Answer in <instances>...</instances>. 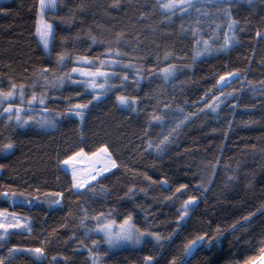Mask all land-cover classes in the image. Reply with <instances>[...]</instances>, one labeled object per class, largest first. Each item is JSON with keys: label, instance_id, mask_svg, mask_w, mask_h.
<instances>
[{"label": "trees", "instance_id": "obj_1", "mask_svg": "<svg viewBox=\"0 0 264 264\" xmlns=\"http://www.w3.org/2000/svg\"><path fill=\"white\" fill-rule=\"evenodd\" d=\"M38 10L39 0L0 2V91L16 84L10 102L23 109L22 120L31 116L20 127L15 112L9 120L6 104L0 107V145H14L0 151V211L5 213L0 223L23 225L0 229V259L91 264L95 240L102 264H169L173 257L179 264L184 244L208 233L216 242L197 247L186 258L190 264L258 261L264 249V0H238L230 11L237 21L236 42L195 61L196 40H209L215 48L227 30V18L207 0L203 10L209 15H201L198 26L194 10L191 17L166 20L158 0H57L45 14L55 32L48 52L36 34ZM109 49L123 55H108ZM59 54L65 55L63 66L56 64ZM84 56L92 64L77 62ZM168 65L176 70L165 81L160 70ZM80 66L111 74L103 93L68 79L62 86H46L41 76L47 68L49 80L70 73L83 81L71 73ZM230 72L238 79L229 77L232 82L221 90L233 95L213 112L208 105L220 95L217 80ZM33 92L45 97L44 113L54 127L35 120L43 106L28 104ZM117 95L135 97L136 110L119 105ZM76 104L88 105L83 120L61 115ZM28 106L33 112L24 111ZM169 133L170 142L158 151L156 145ZM102 147L117 167L76 191L61 161L81 149L91 155ZM181 184L188 188L176 193ZM193 195L197 201L177 229V209ZM101 213L102 222L122 223L131 214L141 230L164 237L176 232L163 248L147 239L139 247L112 249L95 232L93 217ZM36 247L44 249L42 257L26 251ZM13 248L18 251L9 255ZM147 256L153 260L146 262Z\"/></svg>", "mask_w": 264, "mask_h": 264}, {"label": "snow or ice", "instance_id": "obj_2", "mask_svg": "<svg viewBox=\"0 0 264 264\" xmlns=\"http://www.w3.org/2000/svg\"><path fill=\"white\" fill-rule=\"evenodd\" d=\"M208 3L212 4L213 7L216 8L217 14H222L224 17L227 18V30L223 33V43L219 44L218 47L213 48L212 43L209 42V40H196L195 41V47L193 50V61L197 60L199 57L203 55H212L213 53H220L227 51L231 48V46L236 42V35H235V28L237 26V21L234 20L231 15L230 11L232 7H234L238 0H207ZM249 3H251V0H248ZM160 8L166 13L165 19L171 20V17L176 16L177 14H180L183 16L191 17L194 12L197 14L196 17V25L198 26L200 24V16H208L209 12L203 10L205 0H166V2H160L158 0ZM199 5V6H198ZM56 7V0H39V10H38V16L40 19L37 21V27H36V34L39 36L40 42L43 45L45 50H49L51 42L55 39V32H54V25L52 23H48L44 20L45 10L48 8H55ZM220 25H216V29H220ZM184 25H181V31H184ZM198 29H193L194 36L197 34ZM258 37L262 36V34L258 31L256 33ZM93 40L95 38L93 37ZM201 43L203 44V47L201 48ZM215 43V41H213ZM108 55H115L117 57L123 55V53L119 52L118 50L115 53H112L111 49L108 51ZM169 53L165 54V59L168 58ZM65 61V55L59 54L56 60V64L58 66H63ZM78 63L82 64H92V61L89 60L88 57H79ZM101 65H103L105 62L100 61ZM112 64H118V60H112ZM125 68L133 67V65H124ZM175 66L174 65H168L165 68H162L160 71L163 75V78L165 81H167L170 77L174 75L175 72ZM49 69L45 68L41 71V76L43 77L45 81L46 86L50 87H57L62 86L65 79L71 80L74 84L84 83L87 84L89 87L96 89L104 88V86L108 83V76L109 74L103 71H100L97 69L95 72H89L84 67H73L71 70V73H79L80 76H87L89 77L88 80L85 81H79L76 79H73L72 75L70 73H64L62 76H56L54 80L48 79V73ZM115 75V73H113ZM97 77H104V84H98L96 82ZM229 77L232 78V80L238 79V76L236 73H227L226 75H221L219 79L217 80V90L220 91L219 96H213V100L215 103L208 105V107L211 109V111L215 112L217 108L220 107L222 103L227 99V97L232 96L233 93L231 92H224L221 89L226 85L230 84L232 81L229 80ZM123 81L128 80V76L124 75L121 78ZM264 83V82H262ZM17 85L12 84L11 89L7 92L0 91V104H2L4 101H9L15 92ZM20 88L23 90L24 85H20ZM24 93L21 91V98L23 99ZM93 99H99L98 96H94ZM43 106V111H48L47 106L45 104V97L42 95L39 98L36 96L35 92H33L30 99H28V104L32 105L33 103L37 102ZM116 101L119 105L132 108L133 111L136 110L135 105L137 104V99L135 97L129 98L125 95H117ZM90 103V102H89ZM87 104H76L70 106L65 113H62L61 115H74L76 117H79L81 120H83V110L87 108ZM235 105H233V108ZM23 109L19 106H15L13 103L9 102L7 104V107L3 108V113H8V119L11 120L12 116L11 113L15 112L16 114V123L18 126L23 127L25 124H28L31 120V116L28 120H22L21 112ZM180 111H183L180 109ZM3 113H0V115H3ZM154 120H160L161 117L153 116ZM185 120L188 119L186 116L184 118ZM41 124V127H45L48 125L55 126L54 121L44 119L39 122ZM182 123V122H181ZM180 127V124L176 125V128L172 129V132H175L176 129ZM170 136L171 133H169L168 136H164L163 139L156 145V148L158 151H163L164 147L168 142H170ZM151 146V144L149 145ZM14 145L11 142L4 143L3 145H0V151H8L12 149ZM100 153H108L107 147H102L99 150ZM84 155V150L81 149L79 152L75 153L72 156H68L67 159L61 161L63 165H67L70 167L72 171V187L74 189H82L86 185H89L92 180H96L97 176H100L105 171H109L110 168L105 165L103 169L100 171H95L91 173V180H89L86 177H79L75 171V168L72 167L74 161L78 157H82ZM96 155L95 153L93 154ZM110 159V156H109ZM3 166L0 165V168ZM117 164L114 160H111V168H116ZM231 179V177H229ZM162 183H167V181H163ZM202 186V185H201ZM188 188V185L181 184L177 189L176 193L182 194L184 190ZM131 191V189L129 190ZM4 196H8L9 194L7 192L3 193ZM14 195V194H13ZM55 195H61L60 193H56ZM166 199H172V197H167ZM197 197L196 196H190L187 200H184L181 206L177 209V229L180 227L181 222L184 221V219L189 215L190 210H192V206L196 203ZM58 203V201H56ZM5 213L3 211H0V216H3ZM93 219L96 220V228L95 231L103 234V240L104 243L108 245L109 248H113L116 246H119L124 243H131V244H140L142 239L145 237H151L152 240L156 242L157 245H159L161 248H163V241L165 240H171L173 238V235L176 232V229H174L173 234H170L167 237L162 236L159 232H153L149 231L147 229L141 230L140 228L135 226V223L133 221V216L131 214L127 215L123 222L119 225V229L117 230L115 225L116 221L109 219L107 222H102L104 220V214L101 213L99 216L93 217ZM248 219L247 217L245 218ZM81 224H84V220L81 221ZM15 227L20 228L23 227L17 221L15 224H4L0 223V229H4L7 231L8 228ZM236 225H233V229H235ZM219 231V230H218ZM3 237H0L2 239ZM216 237L209 236L208 233H204L201 235H197L194 239H190L187 243L183 246V255L180 258L179 264H190L189 260L186 258H190L193 254V252L196 250L197 247L202 246L204 244H207L209 247H211L216 242ZM97 246V241H93V250H90V258L92 259L93 264H101L102 257L101 255L97 254L95 251V248ZM18 251V249H10L9 255H12L13 252ZM26 251L34 253L37 257H42L44 255V249L40 247L27 249ZM261 257L260 260L264 261V249H261ZM153 260V257L147 256L145 257L146 262H151ZM0 264H5L3 259H0ZM169 264H178L177 258L173 257ZM247 264H258L256 261H249Z\"/></svg>", "mask_w": 264, "mask_h": 264}, {"label": "rangeland", "instance_id": "obj_3", "mask_svg": "<svg viewBox=\"0 0 264 264\" xmlns=\"http://www.w3.org/2000/svg\"><path fill=\"white\" fill-rule=\"evenodd\" d=\"M6 1H9V0H0V2H6ZM243 1V0H242ZM255 0H251V2H254ZM56 2H57V0H56ZM161 2H166V0H161ZM54 8H48V9H46L45 10V14H46V12H48V11H50V10H53ZM163 11V10H162ZM164 12V11H163ZM44 20H45V15H44ZM39 19H40V17H39ZM46 21V20H45ZM47 22V21H46ZM38 36V35H37ZM38 39H39V36H38ZM39 41H40V39H39ZM41 43V42H40ZM42 45V44H41ZM42 47H43V45H42ZM44 48V47H43ZM47 52L49 51V50H46ZM82 64V63H81ZM83 65V64H82ZM80 67H82V66H80ZM85 68V67H84ZM87 71H89V72H92L91 70H88L87 68H85ZM75 75H77L78 77H81L82 78V80L83 81H85V80H88L89 79V77H87V76H80L79 75V73H74ZM109 77H111V74H109V76H108V81H110V79L111 78H109ZM96 79V82L98 83V84H104V77H97V78H95ZM91 88V87H90ZM91 89H93V88H91ZM106 89V85L104 86V88H99V87H97L96 88V92H104V90ZM11 99H13V97L11 98ZM10 99V100H11ZM10 100L9 101H4L2 104H0V107H2L3 105H5L6 107H7V104L10 102ZM4 108V107H3ZM39 108H41L42 110V114H40V115H38L39 113H34V114H36V117H35V120L39 123L40 121H42V120H44V119H48L49 120V118H48V116L46 115V113H44V111H43V108L40 106ZM24 111H28V112H33V110H32V106H28L27 107V109L25 110L24 109ZM23 112V111H22ZM33 114V113H32ZM33 114V116H35ZM40 124V123H39ZM96 155L94 156L93 154H91V155H88V154H86V153H84V155L82 156V157H78L75 161H74V163H73V166L72 167H74L75 168V171H76V173H77V175L79 176V177H86V178H88L89 180H91V173H93V172H95V171H100L101 169H103L104 167H105V165H107L109 168H110V170L109 171H105V172H103V174L102 175H100V176H97V179L99 178V177H101V176H103V175H105L106 173H110V171L111 170H113L114 168H111V160H112V158H111V156H110V154H109V152L107 153V154H105V153H100L99 151L98 152H96L95 153ZM109 156H110V159H109ZM100 160H104L105 161V164H101V166H96V161H100ZM62 168L65 170V171H67L69 174H70V176L72 177V171H71V169H70V167L69 166H67V165H63L62 164ZM96 179V180H97ZM95 180H92L91 181V183H93ZM90 183V184H91ZM86 186H88V185H86ZM85 186V187H86ZM84 187V188H85ZM84 188H82V189H84ZM76 191H79V190H81V189H75ZM3 217H4V215L3 216H0V219L2 220L3 219ZM104 222H107V221H104ZM121 223H116V225H115V227H116V229L118 230L119 229V225H120ZM97 226V225H96ZM96 226H95V228H96ZM96 232V231H95ZM96 234L97 235H99V236H101V237H103V234L102 233H99V232H96ZM147 239H152L151 237H145V238H143L142 239V241H141V243L140 244H131V243H124V244H121V245H119V246H116V247H113L112 249H118V248H121V247H125V246H130V247H139V246H141L142 244H143V242L145 241V240H147ZM93 250V249H92ZM96 251V250H95ZM97 253V252H96ZM89 256H90V252H89ZM90 261H91V264H93V262H92V259L90 258ZM256 262H258V264H260L261 262H263V261H261L260 259L258 260V261H256ZM102 264V263H101Z\"/></svg>", "mask_w": 264, "mask_h": 264}, {"label": "bare ground", "instance_id": "obj_4", "mask_svg": "<svg viewBox=\"0 0 264 264\" xmlns=\"http://www.w3.org/2000/svg\"><path fill=\"white\" fill-rule=\"evenodd\" d=\"M101 164H105V161L104 160H100L99 162L96 161V166H101Z\"/></svg>", "mask_w": 264, "mask_h": 264}, {"label": "water", "instance_id": "obj_5", "mask_svg": "<svg viewBox=\"0 0 264 264\" xmlns=\"http://www.w3.org/2000/svg\"><path fill=\"white\" fill-rule=\"evenodd\" d=\"M260 264H264V261H263V262H261Z\"/></svg>", "mask_w": 264, "mask_h": 264}]
</instances>
